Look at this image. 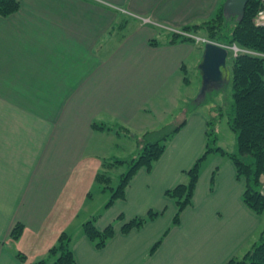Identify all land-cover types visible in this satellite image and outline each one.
<instances>
[{
	"label": "crops",
	"instance_id": "1",
	"mask_svg": "<svg viewBox=\"0 0 264 264\" xmlns=\"http://www.w3.org/2000/svg\"><path fill=\"white\" fill-rule=\"evenodd\" d=\"M223 1L20 0L16 12L0 15V264H22L19 251L28 262L46 256L63 230L72 235L77 264H228L258 241L264 213L245 203V179L232 159L215 161L219 156L202 171L179 223L177 207L163 218L149 206L155 218L121 230L147 215L139 194L173 177L171 188L207 141L208 114L189 111L196 98L181 104L194 91L188 73L200 70L204 46L158 39V31L201 23ZM154 37L158 44L150 43ZM201 85L199 96L213 87ZM174 104L182 107L178 124L185 122L153 167L136 172L125 198L84 214L94 188L107 190L95 176L119 147L114 121L128 125L138 113L159 119ZM91 218L100 229L115 225L104 247L83 231ZM18 221L25 227L16 240Z\"/></svg>",
	"mask_w": 264,
	"mask_h": 264
},
{
	"label": "trees",
	"instance_id": "2",
	"mask_svg": "<svg viewBox=\"0 0 264 264\" xmlns=\"http://www.w3.org/2000/svg\"><path fill=\"white\" fill-rule=\"evenodd\" d=\"M223 3L224 1L218 5L215 13L209 19L201 23L183 25L181 29L197 34L203 32V37L210 40L224 44L236 43L251 50L239 52L237 55L230 53L232 55L230 80L233 88V101L228 122L236 133L237 148L235 151L225 150L222 145L216 144L218 135L215 133V127L206 129L205 149L196 158L192 166L186 170L187 180L166 190L167 194L175 198L177 204V211L173 218L174 224L179 223L182 210L193 203L201 166L210 152L227 154L233 160L237 175L245 179L243 192L245 203L256 213H264V23H256L254 19L258 11L264 8V0H249L242 20H239L237 16H227L223 9ZM20 5V0H0V15L5 16L16 12ZM178 40L196 42L192 36L179 31H172L169 41ZM150 43L158 44L159 42L154 37ZM200 43L202 46L205 45L204 41H200ZM215 91H219V89L207 91L203 97L196 98L195 103L204 100L208 93L213 94ZM221 112L219 113L221 114ZM215 120H209L208 124H214ZM184 122L185 120L176 124L171 130H163L164 128L160 127L144 131L141 134L144 141L139 146V153L130 159L129 168L120 175L117 186L111 184L113 177L109 170L126 160L117 158L105 159L102 162V168L97 172L95 180L103 185V189L111 191V196L107 202L108 206L117 199L126 197V189L136 172L142 167L146 169L153 167L155 161L164 153L168 140ZM94 126L104 128L102 124L96 122H94ZM122 126L124 130L131 132L127 126ZM135 136L138 134L135 133ZM214 142L215 144H212ZM246 155H251L253 158L247 161ZM158 213V211L151 209L146 216L133 217L123 223L121 230L129 232L133 228L141 227L146 221L155 218ZM24 227L23 222H16L11 230V237L16 240L19 239ZM83 231L98 248H101L107 244L116 230L113 223H109L100 229L97 227L95 219L91 218L84 221ZM161 241L162 239L156 241L152 251L159 246ZM17 256L22 264H77L72 235L67 230H63L59 234L57 241L48 249L46 256L31 262H28L25 252L19 251ZM228 264H264V228L258 241L243 256L231 258Z\"/></svg>",
	"mask_w": 264,
	"mask_h": 264
},
{
	"label": "rangeland",
	"instance_id": "3",
	"mask_svg": "<svg viewBox=\"0 0 264 264\" xmlns=\"http://www.w3.org/2000/svg\"><path fill=\"white\" fill-rule=\"evenodd\" d=\"M158 32H159L157 35L158 39H164V37L170 38L172 36V30L169 28H166V27L160 28V30ZM202 33L200 32L198 34L197 33H195V34H196V36L202 37V36H204ZM231 67H232V55H229V57H228V68H229L230 72L228 71L227 73L224 74L226 77V80H224L223 83L220 82L219 85H214L212 88H210L208 90V92L211 89H219V91H215V92H213V94L208 93L207 96L204 98V100H199L195 104L193 102H191V107H190L191 111L194 109L193 106H195V108L197 110L206 112L208 114L209 120L213 121L214 119H216L214 124H212V123L208 124L207 123L206 128L215 127V129H214L215 133L218 135L216 144L222 145L225 148V150H227V151H235L237 148L236 133L230 127L229 122H228L229 116L231 115V112H232L231 103L233 101V88H232V83L230 80ZM199 73H200V70L198 68L197 69L196 68L195 69L190 68L188 76H190L192 78V81H193L192 86H194V91L190 95V97L183 98V95H182L181 96V104L184 101H190V99L193 100L194 98L199 97L200 92L202 90V85H201L202 80L199 77ZM200 80H201V83H200ZM191 88H193V87H191ZM203 96L204 95H202V97ZM180 106H182V105H180ZM181 108L182 107L176 106V104H174V108L168 112H163L159 119H157V117H155L153 115H145L143 113H138V114L134 115V117H132V121L130 124L128 123V125L125 123H122L119 120L114 121V123L116 124V127H117V128L115 127V131H118L117 129H119L121 137L118 139L119 147H112L111 148L110 153H108V155H111V158H108V159L113 160V159L120 158V159H125L126 161H124L122 163H118L115 167H113L109 170V173L113 177L112 181H111V184L113 186L118 185L120 175L128 170L130 159L133 156L138 155L139 150H140L139 146H141V144L143 143L142 141H144V138L141 137V134H142L141 131L144 130L145 128L149 129L151 127H154V129H157L156 126H157L158 120H164L162 125L160 126V127L164 128L163 130H171L176 124H178V121L180 119L179 117L182 116V115H180L181 114L180 113ZM220 111H222L221 114L219 113ZM122 125L127 126L130 129L131 133L130 134L126 133L127 130H124ZM135 133H137L138 136L134 137L133 134L135 135ZM105 142L106 141L103 140L102 145L99 146V148L101 150H103L104 145H108L107 143L104 144ZM169 142H170V139L168 140V144H169ZM168 144H167V146H168ZM212 144H215V142ZM216 156L220 157L219 159L215 160V161H218L219 163H220L221 159H231L227 154H223L221 152H210L208 154V156L205 158V160L203 161V164H202L201 170H200L201 173L214 160V158ZM246 157L248 158L247 161H249L253 158L251 155H246ZM192 164L186 165L188 167L186 169L180 171L179 175H182V177H181V179H175V181H174L175 183L173 184L174 186L178 182H181V180H183V181L187 180L188 176H187L186 170L189 167H191ZM221 166H224V165H221ZM216 169H217V167H216ZM201 173H200V175H201ZM173 180H174V178L171 177L170 179L163 181L162 187L159 185V187H157V188H151L150 190L143 191L142 193L139 194V195H141L140 201H143L141 203V209L144 206L143 207L144 211L141 214L145 213L149 206H153V208H155V209H160L161 211H164V213L162 214L163 218H165L167 215H169V213H171V216L173 215L174 208L177 207L176 200L173 196H170L169 194H167L166 191L164 193V189L166 187L168 188ZM204 181H205V179H204ZM173 185H172V187H174ZM100 187H103V185L101 184ZM99 189L100 188H94L93 197L88 200V204L85 206V208L83 210L84 214L90 210L102 209V206L104 205V203L109 200V198L111 196V191L109 189H107L105 191H100ZM139 195H137L135 197V199ZM139 205H140V202L137 206H139ZM136 209L140 210L139 207L135 208V210ZM181 215L182 214H180V216ZM142 216H144V215H142ZM73 228H74V230H76L77 225L75 224Z\"/></svg>",
	"mask_w": 264,
	"mask_h": 264
},
{
	"label": "water",
	"instance_id": "4",
	"mask_svg": "<svg viewBox=\"0 0 264 264\" xmlns=\"http://www.w3.org/2000/svg\"><path fill=\"white\" fill-rule=\"evenodd\" d=\"M249 0H225L223 9L227 16H237L242 20L245 15ZM229 49L215 41H207L204 45V53L199 68L202 74L203 86L206 84L219 85L226 79L228 68ZM230 72V71H229ZM203 88V87H202Z\"/></svg>",
	"mask_w": 264,
	"mask_h": 264
},
{
	"label": "built area",
	"instance_id": "5",
	"mask_svg": "<svg viewBox=\"0 0 264 264\" xmlns=\"http://www.w3.org/2000/svg\"><path fill=\"white\" fill-rule=\"evenodd\" d=\"M256 23H264V8L260 9L258 11V13L256 14V16L254 17ZM145 21H149L150 18H144ZM172 31H179L181 33H184L186 35H189V36H192L196 39L197 42H200V41H204V42H207V41H213V40H210L206 37H200V36H196L195 33H191V32H187V31H183L181 28L180 29H171ZM220 43V42H218ZM222 44L223 46L227 47L230 51V53H232L233 55H237L239 52H248V51H251L247 48H243L239 45H237L236 43H233V44H224V43H220Z\"/></svg>",
	"mask_w": 264,
	"mask_h": 264
}]
</instances>
